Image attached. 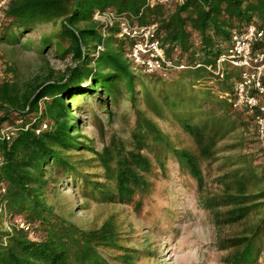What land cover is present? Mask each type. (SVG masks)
Wrapping results in <instances>:
<instances>
[{"label":"trees","instance_id":"obj_1","mask_svg":"<svg viewBox=\"0 0 264 264\" xmlns=\"http://www.w3.org/2000/svg\"><path fill=\"white\" fill-rule=\"evenodd\" d=\"M97 10L115 11L133 24L157 23L155 37L167 58L186 68H136L132 41L117 37V25L97 21ZM251 23L264 31V0H9L0 42L16 45L52 25L37 52L73 64L23 83L0 80V264H112L110 258L140 264L143 255L153 258L150 249L126 245L115 215L83 228L58 201L69 186L79 198L130 204L140 213L155 180L170 179L171 165L195 187L216 226L244 224L219 239L227 254L217 264H264V167L244 151L242 136L223 143L254 127L255 114L229 100L241 69L224 63L223 77L216 72L234 34ZM253 50H264V34ZM98 112L110 123L133 115L129 137L109 130ZM149 113L172 119L192 144L174 142ZM85 114L99 127L101 149L82 133Z\"/></svg>","mask_w":264,"mask_h":264},{"label":"rangeland","instance_id":"obj_2","mask_svg":"<svg viewBox=\"0 0 264 264\" xmlns=\"http://www.w3.org/2000/svg\"><path fill=\"white\" fill-rule=\"evenodd\" d=\"M52 29V25H43L16 45L0 42V80L23 83L37 75L44 76L48 70L61 73L72 65L71 58L61 59L52 53L37 52L41 35ZM30 40L31 45L28 44ZM98 115L109 130L112 128L122 137H129L133 115L127 118L118 115L111 123L105 114L98 112ZM149 116L174 142L192 144L191 138L172 119H159L152 113ZM84 117L82 133L92 137L97 149H101L103 141L99 127L88 115ZM236 133L223 143L238 141L242 136L246 144L244 151L255 153V163L264 167V155L255 140L254 127L241 128ZM174 167L171 165L170 179L155 180V190L146 198L147 203L140 213L130 204L97 203L79 198L69 186L61 191L58 202L64 214L83 228L99 226L107 217L115 215L127 240L126 245L155 253L153 258L143 255L140 264H217L227 254L226 250L219 249V239L239 232L244 224L216 226L210 214L201 208L195 187L178 176ZM110 260L112 264H121Z\"/></svg>","mask_w":264,"mask_h":264},{"label":"built area","instance_id":"obj_3","mask_svg":"<svg viewBox=\"0 0 264 264\" xmlns=\"http://www.w3.org/2000/svg\"><path fill=\"white\" fill-rule=\"evenodd\" d=\"M171 0H149L151 5L168 3ZM9 0H0V16ZM94 18L106 26H118L117 37L132 41L129 57L136 68L153 73L170 69H184L186 65H176L168 59L160 40L155 37L157 23L139 25L133 24L125 15H118L112 10H97ZM264 34L254 23L233 36L228 49L217 60V73L223 77L222 66L229 63L241 69V78L234 84V95L230 97L234 107L246 105L255 114L254 134L260 149L264 153V50H253V44ZM101 48V47H99ZM199 65V64H198ZM6 129H2L4 133ZM2 157H0V164ZM21 227L24 220L15 221Z\"/></svg>","mask_w":264,"mask_h":264}]
</instances>
